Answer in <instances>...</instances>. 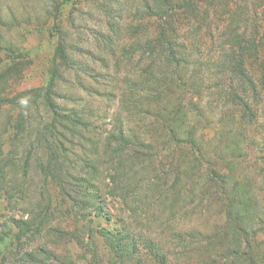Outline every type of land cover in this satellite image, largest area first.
Here are the masks:
<instances>
[{
	"label": "trees",
	"instance_id": "trees-1",
	"mask_svg": "<svg viewBox=\"0 0 264 264\" xmlns=\"http://www.w3.org/2000/svg\"><path fill=\"white\" fill-rule=\"evenodd\" d=\"M71 1L53 4L50 31L58 38L43 83L15 94L23 103L6 117L11 147L0 157V197L10 210L27 203L26 218H14V229L0 234V264H54L60 260L47 245L78 240L86 226L91 240L95 232L109 248L105 264H263L256 236L264 233V205L255 192L257 186L264 191V0H138L134 19L124 24L131 42L119 49L114 39L121 26L111 14L109 50L125 76L111 81L117 108L105 132L94 108L61 92L74 66L60 18ZM0 49L10 60L26 53L1 38ZM82 70L90 97L110 82L95 66ZM13 99L1 95L0 104ZM30 107L36 114L28 118ZM209 115L217 116L215 129ZM243 156L249 166L259 165L253 179L237 177ZM108 197L154 235L136 236L126 225L86 223L69 233L70 227L57 226L58 219L72 218L70 211L110 220ZM205 200L218 205L222 226L179 231L177 214L200 210ZM21 238L40 243L21 248Z\"/></svg>",
	"mask_w": 264,
	"mask_h": 264
},
{
	"label": "rangeland",
	"instance_id": "rangeland-1",
	"mask_svg": "<svg viewBox=\"0 0 264 264\" xmlns=\"http://www.w3.org/2000/svg\"><path fill=\"white\" fill-rule=\"evenodd\" d=\"M57 1L59 0H0V38L3 44L10 43L15 46L17 52H26L25 56L21 58L22 60L17 61L7 58L5 50L0 49V96L4 95L13 99V96L19 91L33 89L43 83L45 69L58 38V36L51 34L50 31V26L53 22V4ZM137 1L128 0L126 3L125 0H72L61 11L60 18L64 25L63 40L69 54L74 58L73 69L70 72H66L63 76V83L60 85L61 92L73 94L76 98L79 97V105H88L85 106L87 110L91 107L94 108L95 114L99 118L98 122L102 125V132L110 128L111 125L108 123L111 119V114L117 108L115 99L117 97L115 94L117 86L112 84L111 81L115 78L121 80V77L125 76V67L123 65L117 68L114 66L116 63L115 56L109 50L110 29L108 18L112 16L111 14H116L117 23L121 26L118 35L114 39V48L119 49L118 47L127 45V43L131 42V37L126 33L124 24L134 19L132 16L134 15ZM108 5H111V7L109 8ZM132 22L136 25L137 20ZM262 30H264V27L261 28ZM115 51L116 54L120 52L119 50ZM99 57L102 58L92 62ZM92 66H95V71L99 73V78H105L107 83L108 81L110 82L106 86H100L97 90V93L100 94L90 97L87 89H83L84 85L88 86L89 83L87 76L82 74L84 73L82 68L91 70ZM81 82L82 85L79 86ZM21 103H23L21 100H15L14 98L12 102L0 104V157L5 156L11 147L10 143L6 142V117L11 112L18 113V106ZM36 105H38L39 112L42 113L43 104L38 101ZM30 108V115L25 117L29 118L31 114H36L32 112L33 107ZM32 122V125L36 123L35 120ZM203 124L208 127L210 125L211 129H215L219 125L217 116L212 117L209 115V125L205 122ZM207 126L203 129H206V136H209L211 131L207 129ZM25 139L30 140V138ZM223 142L225 141L223 140ZM78 160L75 165H82L83 162L80 159ZM241 160V164L235 167L237 177L243 179L244 176L253 179V177L257 176L259 165L257 168L249 166L251 160L247 156L246 159L243 156ZM221 171L227 170L224 166H221ZM37 180L38 178L35 177L34 182H37ZM256 188L257 191L255 193L258 205H264V191H261L262 188L258 186ZM25 203L27 201L22 202L15 210H10L7 201L3 196L0 197V234L7 231L8 227L12 228V230L14 229L12 221L14 218H26V213H22ZM105 205L104 208L112 214L110 220L106 217L98 218V216L93 220L92 215H89L88 212L84 218L78 216L75 211H70L69 215L72 218L68 219L66 216L58 219L57 226L59 228L70 227L71 229H67L69 233L77 228L82 229L86 223L92 227L107 228L126 225L128 231L136 236L139 231L145 232L149 236L154 235V229L143 228L139 224L137 225L132 217H129L128 209L120 200L108 197ZM200 208V210L195 209L193 213L186 212L185 216L177 214L178 217L176 216L174 225L179 231L186 232L188 229L193 228L202 230L219 229L222 226L223 218L217 212L218 205L216 203H210L206 206L205 200ZM187 209L191 211L190 206ZM118 215H123V218L118 217ZM54 225L56 224L54 223ZM85 229H87V232L83 231L78 240L64 239L57 245L52 243L47 245L54 251V256L57 255L60 260L58 262L53 261L54 264L61 263L64 260L68 264H90L93 263L94 255L99 258L94 263L105 264L110 262L111 252L102 237L93 232L94 237L91 240L87 234L89 231L88 227L86 226ZM256 239L258 241L256 249L261 253L258 258L263 260L264 264V233H258ZM19 242V246H22L21 248L25 247L27 249L35 248L40 243L38 240L30 241L24 238H21ZM90 243L91 245L89 246ZM138 248L141 249L142 253H145L140 241ZM83 253H85V258L82 257ZM126 264L133 263L127 261Z\"/></svg>",
	"mask_w": 264,
	"mask_h": 264
}]
</instances>
